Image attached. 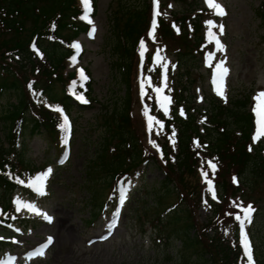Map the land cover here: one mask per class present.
I'll list each match as a JSON object with an SVG mask.
<instances>
[{
    "label": "rangeland",
    "instance_id": "1",
    "mask_svg": "<svg viewBox=\"0 0 264 264\" xmlns=\"http://www.w3.org/2000/svg\"><path fill=\"white\" fill-rule=\"evenodd\" d=\"M142 1L95 0L94 13L92 12L89 17L93 21L92 24L82 18L85 13L80 15V18L88 23V28L86 31L81 30L82 32L77 33L74 38L72 45L77 50V55L66 60V67L63 64L61 76L72 71L77 76L80 69L87 68L91 78L90 97L92 102L90 105L81 107L80 110L77 103L69 107V117L71 118L70 150L61 161L55 159L57 152L51 140L44 133L21 138L20 150H23V152L21 151L22 158L26 164L23 168L34 170L27 177L29 181L26 182L25 187L5 194L0 189V199L8 198L15 210V214L9 215L7 218L15 221L18 226L20 222H25L23 228L15 230L16 234L9 235L10 239L8 240L12 244L8 249L3 248L0 251V264H180L183 262L179 257L178 240L165 237L167 236L166 228L158 232V227H153L152 223L155 222L153 216L156 215L153 212L154 209L149 208L146 211V216L134 215L132 210L138 202L141 203L140 199H146L148 205H154L151 188H157L158 180L163 176V169L161 170L155 165L156 163L148 160L143 168L128 177L131 178L130 181L123 185L124 187L128 185L126 198L117 215H113L114 201L105 203L104 208L99 210L96 216L93 215L96 213V203L98 207V203L103 201L107 195L112 178L106 185L105 175L99 172L96 181L88 179V182L84 177V172L88 167L87 162L94 156L96 141L103 134L102 120L108 116L109 110L118 106L119 98L124 96L126 89L131 98L128 113L135 117L134 133L141 138L142 123L146 135L150 133L154 135L157 132L168 140L169 131L166 134L164 127L160 128L163 121L160 119L159 113L163 117L170 116L174 111L180 112L184 104L183 102L182 105H178L174 99V79L171 75H177V68L173 66L170 56L172 48L170 49L165 40L163 41L167 48L164 43L155 41L154 36L151 35L152 28L148 29L152 41L144 37L140 38L145 43L144 51L149 50L148 52L151 53L150 64L145 63V67H142L143 72L137 71L138 53L141 57L142 51L139 40H137V44L133 45V56L129 63L128 87L124 85L123 77L118 78L114 61L117 56H121L119 54L122 53V47L126 46V40L122 36L120 23L114 29L112 16L113 13H115L114 15L118 13L117 16L122 17L120 21L123 23L124 15L119 13L126 9L128 11L138 8L143 5ZM146 1L148 0H144V3ZM216 2L225 9L227 13L225 16L215 15L214 11L206 4V0L202 2L206 10L197 3V6L193 5V9L187 12L188 16L186 15L189 17V14H198L196 17L198 27L194 30H198L197 34H200L202 49L199 48L201 44L196 49L201 51V56L204 57L202 67L191 68L189 71L192 80L189 92L194 96V101L192 97L189 104L194 106L195 111L198 109L201 113V110L206 108V99L210 95L208 92H214L216 96L224 100V103H228L233 96V98L240 96L246 98L247 96L248 101H252L251 108L254 113L256 103L254 97L260 92H264V40L261 38L264 35V23H261L256 14L260 0H216ZM152 3L151 19L153 21V14L157 9L154 0ZM80 4L84 6L82 0H80ZM158 4L160 12L158 20L159 18L170 19L171 24L174 23L177 28L178 24L173 20V12L179 13V10H185L184 5L173 0H158ZM192 19L190 18L188 21ZM209 21L217 25H224L223 35H220L218 28L213 29L224 45L223 52L217 51L214 42H209ZM93 26L96 28V32L91 35L90 30ZM187 28L188 33L191 34L190 26L188 25ZM116 42L119 43V50L113 46ZM76 45H79V48ZM157 53H159V60H157ZM209 54L213 56L211 61L207 59ZM221 61L229 70L228 75L224 78L223 96L217 94L216 84H214L215 66ZM210 64L211 66H209ZM117 65L121 71L120 66L123 65V59L119 58ZM163 65H166L167 70L161 68ZM155 66H158V70L155 69ZM142 82L144 83L143 95L141 92ZM156 88L162 89L159 96L155 92ZM142 96H145V99ZM151 96L154 100L152 105L150 104ZM162 97H167L170 101L167 113L163 111L160 104ZM9 102H14V97L0 96V114ZM145 108L148 109V115L152 116L154 121L160 122V124L153 123L151 132L148 130L147 123H144V121L147 122V116L144 114ZM156 110H158V116ZM195 111L193 113H196L195 116L198 117L199 113ZM2 128L3 122L0 118V137ZM259 141L264 144V137ZM144 146L147 151L148 147ZM249 168H247L248 177L251 175ZM49 169L51 170L50 174ZM41 177H46L43 180L42 193L38 190ZM171 177L174 176L171 175ZM181 178L188 190L197 189L198 184L194 177L183 175ZM242 179L244 178L238 180ZM250 181L248 178L247 182ZM28 185L30 188L27 193L25 188ZM254 187L256 192L254 190L249 194L248 190L246 191L249 199L254 201L255 205L252 206L255 211L252 223L246 224L245 231L249 235L253 254L257 256L259 262V260L264 261V188L261 184H256ZM146 190L148 192H145ZM177 194V192H173L165 199H161L160 208H165L176 202ZM210 197L212 198V194ZM189 201L194 207L192 215L197 223V233H201L199 222L207 223L209 221H204L208 219L205 216L208 215L209 207L199 206L195 194ZM18 202L19 205L31 207H18ZM228 211L231 212L229 209ZM237 214L239 213L237 212ZM45 216L51 217V222L45 219ZM227 216L231 217L230 213ZM232 227L233 225L230 223L225 226L224 231L233 237ZM2 230L0 227L1 234L8 232ZM209 232L207 229L204 234ZM238 237L241 240L240 228ZM49 238L52 239V243L46 248L45 254L34 256V252L45 245ZM202 240L208 243L207 235H202ZM241 248H237L238 254L241 253ZM210 264H221V262L211 261Z\"/></svg>",
    "mask_w": 264,
    "mask_h": 264
},
{
    "label": "trees",
    "instance_id": "2",
    "mask_svg": "<svg viewBox=\"0 0 264 264\" xmlns=\"http://www.w3.org/2000/svg\"><path fill=\"white\" fill-rule=\"evenodd\" d=\"M173 1L186 8L179 10V13L173 12L178 31L174 30L170 20L159 19L155 40L164 44L165 40L172 48L171 57L177 68V75H172L174 94L176 102H185V111L188 112V109L194 110V106L189 104L193 97V93L189 92L192 83L189 71L199 65L200 53L196 47L202 40L200 34H197L198 30H194L198 27L197 15L192 17L189 14V18H193L189 22L186 19L187 12L193 9V5L197 6V2ZM142 4L136 9L120 12L119 14L124 15L123 23L120 21L122 17L117 16L118 13H113L112 16L114 29L120 23L121 35L126 40V46L122 47V53L119 54L121 56H117L114 61L118 78L123 77L126 87L133 45L138 37L143 35L146 38L149 3H144L143 0ZM78 11L76 0H0V96L14 97V102H9L0 114L3 122L0 137V189L4 194L18 188L16 178L12 176L22 177L21 169L26 166L22 158L23 150H20L21 138L44 133L53 146H56L60 121L54 108L61 107L69 115V107L74 106L67 87L69 79L75 78V73L66 72L61 76V70L72 53L70 39L83 29L77 18ZM256 14L261 23H264V0H260ZM188 25L191 34L188 33ZM261 38L264 40V35ZM113 46L118 50L120 48L118 42ZM35 50H38V54ZM119 58L123 59L121 71L117 65ZM85 71L88 76L89 71ZM90 83L89 80L84 82L87 96L91 92ZM76 88L81 89L78 85ZM126 91L119 98L118 106L109 110L108 116L102 120L103 134L96 141L91 162H87L85 179L96 181L99 172L105 175L107 185L109 179L127 177L126 175L143 168L147 159L151 160L158 168L163 169L164 176L158 180L157 188H151L154 205H148L146 199H140L141 203L138 202L132 208L134 215L146 216L149 208L154 209L156 215L154 213L155 222L152 225L158 227V232L166 228L165 237L178 240L179 257L183 261L180 264H210L211 261L237 264L236 249L224 240L225 237L222 240L220 236L223 226L229 222L222 213L231 205V213L234 214L236 203L254 204L246 191L253 193L256 184H261L264 188V155L261 153L264 144L262 141L255 143L252 140V115L246 108L249 99L247 96H233L228 103H223L209 95L206 108L201 111L205 115V121L200 126L195 123L196 113L188 112L182 121L173 113V118L178 122L174 147L165 139L162 141L160 136H155V146L149 147L145 144L142 124V138L134 133L135 117L128 113L131 98ZM196 112L199 113L198 109ZM193 137L196 138V143L192 141ZM144 145L148 147L147 151ZM199 153L207 157L202 158ZM204 158H209L216 165L215 171L211 169L210 172ZM248 167L251 170L249 177ZM199 168H205V172L212 176L220 197V203L213 205L212 216L206 220L209 221L199 225L201 233H197V223L192 215L194 207L189 201L194 194L197 201L199 199ZM183 175L194 177L197 189L188 190L182 182ZM239 178L244 179L239 181ZM248 178L251 180L249 183ZM173 192L178 193L177 201L160 208L161 199ZM0 206L3 210L10 209L8 198L2 197ZM97 209L96 203V211ZM218 213L220 218L213 219ZM96 214L97 212L93 215ZM217 220L220 221V229L217 227ZM210 226L213 227L211 234H204L203 230ZM202 235H207L208 243L203 242ZM257 264H264V261L258 262L257 259Z\"/></svg>",
    "mask_w": 264,
    "mask_h": 264
},
{
    "label": "snow or ice",
    "instance_id": "3",
    "mask_svg": "<svg viewBox=\"0 0 264 264\" xmlns=\"http://www.w3.org/2000/svg\"><path fill=\"white\" fill-rule=\"evenodd\" d=\"M82 3L84 5V10H85V15L82 18L86 19L89 24H92L93 21L89 18L91 11H92V0H82ZM206 4L209 6L210 9H212L214 11L215 15H217L219 17H223L227 14L225 9L219 3H217L216 0H206ZM154 5H155L157 10L154 13V19L152 21V33H151V35H153V36H154L155 29L157 26V22H156L155 17L160 15V12L158 10L159 9L158 0H154ZM214 28H218L220 35H223L224 31H225L224 25L223 24L217 25L212 21L208 22L209 42L210 43L214 42L217 51L223 52L225 50L224 45L220 42V39L218 38L216 33L213 32ZM95 32H96V28L93 26L90 30V34L94 35ZM76 47L79 48V45H76ZM141 49H142L141 57H143L144 50H145V46H144L143 42L141 43ZM159 59H160L159 53H157V60H159ZM207 59L209 61H211L213 59L212 54H209ZM209 66H211V64ZM165 70H167L166 66H165ZM228 71L229 70L225 67V64L223 61H221L220 63H218L215 66L214 84H216V89H217L218 95H221V96L224 95V91H223L224 78L228 75ZM79 77L81 80L80 86L83 87V82L88 79V77L85 75L83 69L79 70ZM149 84H150V81H149ZM141 92L143 95L144 94V83L143 82L141 83ZM155 92L159 96V94H161V92H162V89L156 88ZM77 98L82 103H85V104L88 103V101L82 95H79ZM254 99L256 101V103L254 105V115H255V123H256V133L254 136V140L258 141L262 137H264V92H260L259 94H257V96L254 97ZM169 103H170V101L168 100L167 97H162L160 100L161 107L165 113H167V111H168V104ZM56 111H61V110L56 109ZM144 114L147 116V126H148V130L151 132L152 127H153V123L160 124V122L154 121V118L152 116L148 115V109L147 108H145ZM63 128L65 129V131L70 130L69 121H68V118L66 116L64 117ZM160 128L161 129L163 128V124H160ZM173 136H174V133H173ZM209 167L211 169H213V171H215V169H216V165L212 162H209ZM50 172H51V170L49 169V174H50ZM202 175L205 178V182L208 184L209 191L212 193V198L216 199V191H215V188L212 184V181L208 178V173L205 172V173H202ZM44 179H46V177L40 178L38 190L41 191V193L43 192V180ZM233 182L234 183L236 182L235 178L233 179ZM125 198H126L125 195L122 194L121 195V202H123V200ZM234 206L238 207L239 212L242 213V215H240V214L235 215V219L240 225V230H241L240 245L243 249V255H244V257H246L247 264H255L254 259H253L252 244H251V241L249 240L248 233L245 231L246 224L252 223L253 213H254L255 209L251 204H249L247 206H244V205H234ZM18 207H31V206L19 205V202H18ZM45 219H47L49 222H51V217L45 216ZM105 238H107V237H105ZM51 243H52V239L49 238L47 243L45 245H43L38 251L34 252L33 255L34 256H43L45 254L46 248Z\"/></svg>",
    "mask_w": 264,
    "mask_h": 264
}]
</instances>
